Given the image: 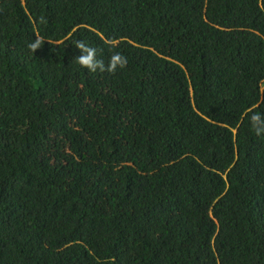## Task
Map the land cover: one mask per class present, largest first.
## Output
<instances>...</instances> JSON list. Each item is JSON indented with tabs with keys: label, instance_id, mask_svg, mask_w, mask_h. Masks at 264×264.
I'll list each match as a JSON object with an SVG mask.
<instances>
[{
	"label": "trees",
	"instance_id": "obj_1",
	"mask_svg": "<svg viewBox=\"0 0 264 264\" xmlns=\"http://www.w3.org/2000/svg\"><path fill=\"white\" fill-rule=\"evenodd\" d=\"M253 116L264 0H0V264H264Z\"/></svg>",
	"mask_w": 264,
	"mask_h": 264
},
{
	"label": "clouds",
	"instance_id": "obj_2",
	"mask_svg": "<svg viewBox=\"0 0 264 264\" xmlns=\"http://www.w3.org/2000/svg\"><path fill=\"white\" fill-rule=\"evenodd\" d=\"M43 38L38 37L34 43L28 45L29 49L34 53L42 46ZM76 48L80 50L81 55L76 58V63L81 67L88 69L90 72L95 73L97 70L100 72L108 71L114 73L116 69L124 68L127 64V59L119 53L111 56L109 63L105 66L103 60L97 59V49L87 46L83 41L76 42ZM252 126L257 135L264 132V127H259V116H253Z\"/></svg>",
	"mask_w": 264,
	"mask_h": 264
}]
</instances>
